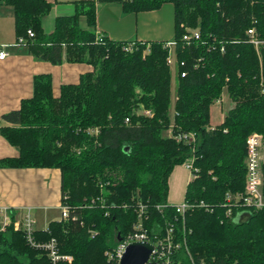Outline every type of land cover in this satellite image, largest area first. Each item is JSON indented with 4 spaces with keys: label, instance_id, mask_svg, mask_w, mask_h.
<instances>
[{
    "label": "trees",
    "instance_id": "16d2710c",
    "mask_svg": "<svg viewBox=\"0 0 264 264\" xmlns=\"http://www.w3.org/2000/svg\"><path fill=\"white\" fill-rule=\"evenodd\" d=\"M0 3L12 8L15 39L33 57L90 67L57 96L48 75L34 76L32 96L1 116L0 136L18 154L1 159L0 168L59 170L69 216L34 230V246L21 231L0 232V264H52L37 247L51 240L72 258L57 264H117L109 255L131 233L138 203L149 215L150 237L173 228L175 240H184L181 264H191L185 248L194 264H264V207L225 201L244 191L246 138L261 135L264 149V0H81L73 15L56 18L49 35L41 25L51 9L46 0ZM101 3H119L125 14L173 5V101L167 44L117 42L97 32ZM187 29L199 40L186 45ZM223 91L232 107L210 128V107ZM188 132L196 134L194 144L174 138ZM191 157L198 172L183 200L206 207L188 211L183 222L167 201L168 178Z\"/></svg>",
    "mask_w": 264,
    "mask_h": 264
},
{
    "label": "crops",
    "instance_id": "0c3cea01",
    "mask_svg": "<svg viewBox=\"0 0 264 264\" xmlns=\"http://www.w3.org/2000/svg\"><path fill=\"white\" fill-rule=\"evenodd\" d=\"M46 1L51 4V9L42 19L41 25L44 33L49 35L54 29L56 18L73 15L74 3L81 0ZM80 22H83L80 27L86 28L85 19L81 18ZM95 24L96 31L112 41L168 44L173 41L175 32L174 7L166 3L157 10L125 14L119 3H101L96 6ZM15 42L12 8L0 3V51L7 53V56L0 60V126L4 125L1 120L3 114L17 110L21 100L32 96L34 76L48 75L53 95L57 96L61 86L77 84L80 75L90 70V67L84 64L66 62L53 66L36 59L24 46L15 45ZM173 100L174 96H172ZM217 104L213 103L210 107V128L220 125L226 114H223L220 104ZM17 154V149L0 136V160ZM182 167L183 165L175 167V174L173 170L168 178L167 201L170 205L183 201L189 184V174L184 167L186 172L178 174L177 169ZM179 185H183L181 196L172 199L169 193L177 192ZM60 206L59 170L0 168V209L11 210L14 220L21 219L27 211H30L34 225H39V229L34 230H45L50 222L57 221L53 219L54 212L60 210Z\"/></svg>",
    "mask_w": 264,
    "mask_h": 264
},
{
    "label": "built area",
    "instance_id": "2783aa9c",
    "mask_svg": "<svg viewBox=\"0 0 264 264\" xmlns=\"http://www.w3.org/2000/svg\"><path fill=\"white\" fill-rule=\"evenodd\" d=\"M28 36L32 37L33 34L31 31H27ZM247 34L251 36V42L258 46L259 42L253 37V30H248ZM182 40L186 45L191 44L193 41L199 40V33L197 30H189L187 29V33L182 37ZM23 40L20 38L15 42V45H22ZM173 42H170L166 45L168 48V57L166 59V64L170 67H173L176 70V60L174 54V46ZM23 46V45H22ZM4 47V46H1ZM7 56V53L4 51H0V60H3ZM182 77L184 74H181ZM214 103H221V99L215 101ZM140 113L147 117H152L150 111L145 109H140ZM128 122V119L125 120ZM168 136H172L171 129L168 131ZM177 141H183L186 144H194L196 141V134L193 132L181 133L177 136H174ZM246 149V157H245V187L244 191L236 194H227L225 197L226 205L230 206H245L254 210L261 209L264 207V195L262 192L263 185V176L261 172V165L264 161V149H263V137L257 133H252L246 138L245 142ZM194 158L191 157L184 164L183 167L187 170L189 174V182L196 179L197 177V169L193 165ZM169 205H158L156 206V210L161 211L168 207ZM184 222L185 215L188 211L199 207H206L202 202L199 204L187 203L186 201H182L176 205H170ZM209 210V209H206ZM61 211V219L66 220L69 216V210L66 206H60ZM136 212V221L132 227V231L128 234L124 239L120 240L113 253L109 255L110 259L116 260L117 264L124 253L126 247L135 242H147L153 246V252L149 261L146 264H181L177 259V254L179 253L182 243L185 244L184 240L182 243L180 241L175 240L174 230L173 228H169L165 232V236L161 237L156 235L150 237L148 234V230L145 226L146 221L149 219V215L147 213L146 207L143 204L138 203V206L135 210ZM1 216V224H0V232L4 233L8 228H12L13 231H21L25 235L27 241L34 246L32 243L33 238L32 234L34 231L33 225L34 220L30 211H27L21 219H13L11 216V210L7 208L0 209ZM225 216L227 218L231 217V208H227ZM42 248L52 264H57L58 262H68L72 261L70 256H62L57 253L55 248L54 240H51L49 243L37 246ZM185 255L188 257L191 264H194L191 256L185 248ZM203 264V263H201Z\"/></svg>",
    "mask_w": 264,
    "mask_h": 264
},
{
    "label": "water",
    "instance_id": "95a60500",
    "mask_svg": "<svg viewBox=\"0 0 264 264\" xmlns=\"http://www.w3.org/2000/svg\"><path fill=\"white\" fill-rule=\"evenodd\" d=\"M153 249V246L147 242L131 243L126 247L118 264H146Z\"/></svg>",
    "mask_w": 264,
    "mask_h": 264
},
{
    "label": "rangeland",
    "instance_id": "374dc122",
    "mask_svg": "<svg viewBox=\"0 0 264 264\" xmlns=\"http://www.w3.org/2000/svg\"><path fill=\"white\" fill-rule=\"evenodd\" d=\"M81 23L83 25V22H80V26H81ZM175 90H176V70L175 68H171V95L174 96L175 95ZM216 104V103H215ZM219 105V104H217ZM230 107H232V103L230 101V99L228 98L227 94L225 91L222 92V96H221V103H220V108L222 109L223 111V114H225L229 109ZM215 120V119H214ZM176 170V169H175ZM175 170H174V174H175ZM178 170V174H183L185 173L186 171L182 168H179L177 169ZM263 176V185H264V175L262 174ZM182 187L183 185H179V188H178V191L175 192L174 194L172 192L169 193L170 197L172 199H177V198H180L181 196V191H182ZM55 214V217L53 219L59 221L61 219V213H60V210L58 211H55L54 212ZM33 218V217H32ZM34 220V218H33ZM33 228L35 229H39V225L38 224H35L33 225Z\"/></svg>",
    "mask_w": 264,
    "mask_h": 264
}]
</instances>
